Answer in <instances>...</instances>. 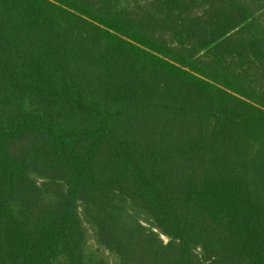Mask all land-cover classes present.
I'll return each mask as SVG.
<instances>
[{"label": "trees", "instance_id": "trees-1", "mask_svg": "<svg viewBox=\"0 0 264 264\" xmlns=\"http://www.w3.org/2000/svg\"><path fill=\"white\" fill-rule=\"evenodd\" d=\"M0 264H264V0H0Z\"/></svg>", "mask_w": 264, "mask_h": 264}, {"label": "rangeland", "instance_id": "rangeland-1", "mask_svg": "<svg viewBox=\"0 0 264 264\" xmlns=\"http://www.w3.org/2000/svg\"><path fill=\"white\" fill-rule=\"evenodd\" d=\"M165 240H166V239H165ZM91 244H92V241L90 242V246H92ZM105 255H106L107 257H109L107 254H105ZM111 260H114V259L111 258Z\"/></svg>", "mask_w": 264, "mask_h": 264}]
</instances>
